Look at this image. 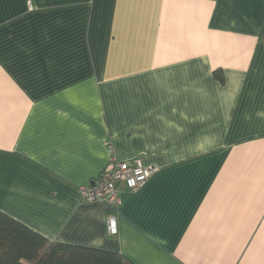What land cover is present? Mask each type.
<instances>
[{"label": "crops", "instance_id": "obj_1", "mask_svg": "<svg viewBox=\"0 0 264 264\" xmlns=\"http://www.w3.org/2000/svg\"><path fill=\"white\" fill-rule=\"evenodd\" d=\"M135 158L141 188L81 198ZM0 210L133 264H264V0H0Z\"/></svg>", "mask_w": 264, "mask_h": 264}, {"label": "trees", "instance_id": "obj_2", "mask_svg": "<svg viewBox=\"0 0 264 264\" xmlns=\"http://www.w3.org/2000/svg\"><path fill=\"white\" fill-rule=\"evenodd\" d=\"M0 264L133 263L118 252L49 241L0 210Z\"/></svg>", "mask_w": 264, "mask_h": 264}, {"label": "built area", "instance_id": "obj_3", "mask_svg": "<svg viewBox=\"0 0 264 264\" xmlns=\"http://www.w3.org/2000/svg\"><path fill=\"white\" fill-rule=\"evenodd\" d=\"M157 170L158 167L155 165H144L140 158L113 161L101 172L95 182L79 186L78 190L81 198L85 201L105 200L118 205L121 189L128 192L138 190ZM106 227L109 234L117 233L115 215L107 216Z\"/></svg>", "mask_w": 264, "mask_h": 264}]
</instances>
